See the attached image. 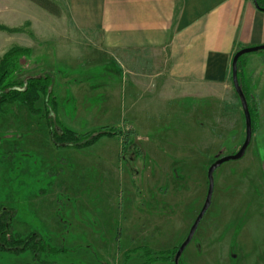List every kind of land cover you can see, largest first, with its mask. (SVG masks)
<instances>
[{
  "label": "rangeland",
  "instance_id": "obj_1",
  "mask_svg": "<svg viewBox=\"0 0 264 264\" xmlns=\"http://www.w3.org/2000/svg\"><path fill=\"white\" fill-rule=\"evenodd\" d=\"M48 14L29 0H0V27L26 31L0 29V59L16 46L33 47L38 67L16 82L51 75L57 100L46 109L41 99L38 114L20 103L4 107L0 207L16 210L23 238L39 234L56 247L43 256L53 264H173L205 204L209 167L245 142L240 99L223 91L209 112L201 100L189 102L191 144L176 107L141 98L110 56L83 42L88 51L70 44L60 51L56 38L39 49L33 32L64 23ZM242 60L252 141L242 159L215 171L211 206L182 264H264V51ZM62 128L85 138L117 135L73 147L62 144ZM33 263L28 251L0 254V264Z\"/></svg>",
  "mask_w": 264,
  "mask_h": 264
},
{
  "label": "crops",
  "instance_id": "obj_2",
  "mask_svg": "<svg viewBox=\"0 0 264 264\" xmlns=\"http://www.w3.org/2000/svg\"><path fill=\"white\" fill-rule=\"evenodd\" d=\"M51 1L62 10L54 19L64 23L33 32L39 49L56 38L62 42L60 51L70 44L110 56L141 98L150 95L176 107V120L186 119L191 144L195 109L188 103L201 100L209 112L223 91L237 97L232 78L235 54L264 45V12L254 0Z\"/></svg>",
  "mask_w": 264,
  "mask_h": 264
},
{
  "label": "trees",
  "instance_id": "obj_3",
  "mask_svg": "<svg viewBox=\"0 0 264 264\" xmlns=\"http://www.w3.org/2000/svg\"><path fill=\"white\" fill-rule=\"evenodd\" d=\"M29 1L53 16L60 17L62 15L61 8L51 0ZM257 3L259 5V10L264 12V0H257ZM0 29L10 33L26 32L22 28L8 29L7 27H0ZM33 55L34 53L31 49L16 46L0 59V121L3 119V115H5L3 109L7 105L20 103L28 107L33 114H38L40 112L39 109L35 108V105L41 101V99H44V106L46 109L48 108L47 105L49 102H53L54 106H57L56 97L53 95L54 80L51 75L30 76L25 81L20 83L16 82V78L25 74L32 66ZM242 58L238 65V75L243 92L249 103L250 95L246 91V86L242 84L244 81L241 77L243 74L242 68L244 61ZM61 132L60 138L62 139V144L73 147L86 146L102 136L117 135L114 131L104 130L85 138L88 135L81 136L71 130L62 128ZM14 217L15 212L12 210L0 212V252L5 251L14 254H22L29 251L33 257V264H46L43 263L42 260L45 249L47 248L45 242L41 239L39 234H32L27 238H22L21 235L15 234L12 228V220ZM177 250L178 249L174 251L172 258L175 257ZM54 251L57 252L56 250Z\"/></svg>",
  "mask_w": 264,
  "mask_h": 264
},
{
  "label": "water",
  "instance_id": "obj_4",
  "mask_svg": "<svg viewBox=\"0 0 264 264\" xmlns=\"http://www.w3.org/2000/svg\"><path fill=\"white\" fill-rule=\"evenodd\" d=\"M254 3L256 5L257 9H259V5L257 3V0H254ZM260 51H264V45L242 49V50L238 51L233 58L232 78H233L234 88H235V91H236V93L240 99L242 109H243V113H244V117H245L246 139H245V142L242 145L241 149L236 154L231 155V156H227V157H222V158L218 159L217 161H215L209 167L208 174H207V177H208V194L206 197L205 204H204L199 216L197 217L194 225L192 226L191 231H190L187 239L178 249L176 256H175V261H174L175 264H179V260L182 256V254L184 253V251L188 247V245L191 243L202 219L204 218L206 212L208 211V209L211 206V201H212V196H213V191H214V173H215V171L226 162L242 159L245 156L246 151L251 144L252 137H253L252 117H251L247 98L243 92L242 86H241L240 81H239L238 65H239L240 59L243 56H245L247 54H251V53L260 52Z\"/></svg>",
  "mask_w": 264,
  "mask_h": 264
},
{
  "label": "flooded vegetation",
  "instance_id": "obj_5",
  "mask_svg": "<svg viewBox=\"0 0 264 264\" xmlns=\"http://www.w3.org/2000/svg\"><path fill=\"white\" fill-rule=\"evenodd\" d=\"M4 210H12V211H14L15 212V217H14V219L12 220V228H13V231H14V233L15 234H19V235H21L20 233H18L16 230H15V228H14V220H15V218H16V214H17V212H16V210L15 209H11V208H8V207H0V212H2V211H4ZM33 234H35V233H33ZM32 235V234H31ZM21 237H22V235H21ZM23 238V237H22ZM42 239V238H41ZM44 242H45V245L47 246V248L45 249V254H43V256H46V255H49V253H54L55 251L54 250H56L57 251V249H56V247H54L52 244H50V242H47V241H45L44 239H42ZM150 250V249H149ZM59 252H60V250H58ZM151 251V250H150ZM150 251H149V253H150ZM178 251V250H177ZM29 252V251H28ZM61 252H63V251H61ZM2 253H9V252H5V251H1L0 252V254H2ZM56 253V252H55ZM9 254H14V253H9ZM15 255H20V254H15ZM176 256V255H175ZM158 260H163L162 258H157ZM42 260H43V263H46V264H53V263H51V261L49 260V259H43L42 258ZM49 260V261H48ZM174 261H175V258H173V261H172V263L173 264H175L174 263ZM179 264H182V262H181V258H180V260H179Z\"/></svg>",
  "mask_w": 264,
  "mask_h": 264
}]
</instances>
